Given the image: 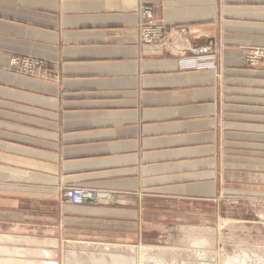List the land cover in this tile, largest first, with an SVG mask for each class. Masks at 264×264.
<instances>
[{"label": "crops", "instance_id": "crops-1", "mask_svg": "<svg viewBox=\"0 0 264 264\" xmlns=\"http://www.w3.org/2000/svg\"><path fill=\"white\" fill-rule=\"evenodd\" d=\"M139 3L163 43L139 41ZM186 45L215 66L182 64ZM248 46L264 48V0H0V222L129 240L172 200L215 199L219 175L264 179V60L244 64ZM76 185L110 195L72 205Z\"/></svg>", "mask_w": 264, "mask_h": 264}, {"label": "rangeland", "instance_id": "rangeland-1", "mask_svg": "<svg viewBox=\"0 0 264 264\" xmlns=\"http://www.w3.org/2000/svg\"><path fill=\"white\" fill-rule=\"evenodd\" d=\"M243 50V62L248 66L251 64L246 57L253 51L262 54H258L251 66L264 60L263 47L248 46ZM246 184L249 186L244 187ZM103 193L107 195L102 199L110 195L108 191ZM163 218H155V223H149L152 220L146 219L137 235L129 240H125L117 229H107L103 236L62 230V237L55 245L32 243L37 245L31 244L28 249L51 250V255L43 251L39 256H34L43 264H94L91 261L92 255L98 256L101 253L106 255L107 261L111 255H135L137 264H140L142 254H146L150 260L161 258L164 264H222L228 255H237L242 250L250 255L254 252L255 256H264V179L251 180L249 183L236 179L233 180V186H228L227 181H222L219 175V194L215 199L172 200L168 215ZM7 223L11 222H0V233L21 234L18 230L9 232L11 227H7ZM190 228L200 229L201 233H189ZM188 236H196L200 240L205 238L208 243L202 247L211 258L194 256L195 249L201 246L191 245ZM131 246L135 247L132 251ZM161 249L163 255L159 256ZM168 249L175 252H168ZM129 264H132V258Z\"/></svg>", "mask_w": 264, "mask_h": 264}, {"label": "bare ground", "instance_id": "bare-ground-1", "mask_svg": "<svg viewBox=\"0 0 264 264\" xmlns=\"http://www.w3.org/2000/svg\"><path fill=\"white\" fill-rule=\"evenodd\" d=\"M97 200V199H96ZM18 230V229H16ZM189 233L194 232L195 234L201 233L200 229L197 228H190L188 230ZM190 240L191 245H197L201 246L195 249L194 256H200V258L207 257L211 258V256H208L204 248L202 247L205 245L207 240L205 238H202L204 240L197 239L196 236H188ZM32 243H39L43 245H50L55 243H58L55 238H34L33 236L29 235H22V234H11V233H0V264H43L44 262L38 261L34 256L40 255L43 253L47 255H51V250H45V249H28L31 247ZM37 245V244H32ZM35 247V246H34ZM135 247L131 246L130 251L134 250ZM168 252L174 253L175 251H172L171 249H168ZM248 253L246 250H242L241 253L237 255H228L222 264H264V256H255L254 252ZM163 255V249H161V252L159 256ZM254 257V259H253ZM110 260H106V255L101 253L98 256L92 255L91 261L94 264H110V263H116L117 264H129L132 258V264H137L136 256H125V255H111ZM74 259H77L74 256ZM204 259V258H203ZM125 260H128L129 262H124ZM208 260V259H207ZM77 261V260H76ZM162 261V262H161ZM114 263V264H115ZM183 264H188L186 262H182ZM48 264V263H47ZM52 264V263H51ZM140 264H164V261L160 259H149L146 254H142L140 257ZM202 264H212L210 263H202Z\"/></svg>", "mask_w": 264, "mask_h": 264}, {"label": "built area", "instance_id": "built-area-1", "mask_svg": "<svg viewBox=\"0 0 264 264\" xmlns=\"http://www.w3.org/2000/svg\"><path fill=\"white\" fill-rule=\"evenodd\" d=\"M138 14L137 28L139 32V41L141 43H163L165 27L163 24L155 20L151 7L144 3H139ZM166 43L169 45L170 42L167 41ZM180 51V60L185 66H191L196 69L212 68L215 66V54L207 47L200 48L186 45V47H183ZM258 54H262V52L253 51L251 54L247 55L246 60L253 65ZM17 62V60L12 61L13 64H16ZM19 63L20 67L16 70L17 72L24 74H33L34 70L41 65L40 61L26 58L21 59ZM105 195L107 194L102 191L76 185L67 189L64 199L72 205H90L97 203Z\"/></svg>", "mask_w": 264, "mask_h": 264}]
</instances>
